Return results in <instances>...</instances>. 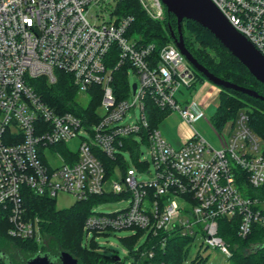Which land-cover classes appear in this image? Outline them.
<instances>
[{
    "label": "built area",
    "instance_id": "1",
    "mask_svg": "<svg viewBox=\"0 0 264 264\" xmlns=\"http://www.w3.org/2000/svg\"><path fill=\"white\" fill-rule=\"evenodd\" d=\"M138 1L150 18L163 19L160 0ZM211 1L264 56V0ZM116 2L0 0V206L8 235L45 244L38 218L25 205L26 191L73 201L114 195L111 201L125 204L102 212L97 209L106 200L95 203L83 221L85 238L141 229L149 242L173 230L200 235L228 257L231 249L219 234V219L226 218L240 238L263 230L261 241L248 245L259 251L264 247L254 248L264 243V140L243 111L217 132L225 135L220 148L199 135L192 126L193 100L180 105L174 96L192 84L191 64L174 42L157 48L127 36L133 17L117 13ZM119 68L127 80L129 69L136 75L134 90L130 82L125 90L114 85ZM59 72L87 97L81 113L50 104L37 87L41 79L54 84ZM92 86L100 88L99 115L88 107ZM148 105L175 110L190 126L180 146L150 126ZM74 140L73 148L68 143ZM125 150L134 169H128ZM142 170L148 179L137 178ZM152 247L136 251L138 262L131 264L151 259ZM262 257L258 264H264Z\"/></svg>",
    "mask_w": 264,
    "mask_h": 264
},
{
    "label": "trees",
    "instance_id": "2",
    "mask_svg": "<svg viewBox=\"0 0 264 264\" xmlns=\"http://www.w3.org/2000/svg\"><path fill=\"white\" fill-rule=\"evenodd\" d=\"M115 10L119 14H128L133 17L126 35H135L134 38H138L140 43L151 42L158 48L161 45L173 42L170 35L171 30L177 36L176 18L172 13L167 12L165 7L164 17L161 20L150 18L137 0H117ZM182 21L187 23V29L191 31L195 42L198 43L197 46H194L190 38L185 35L183 22H181L184 45L199 64L223 80L251 88L264 95L263 84L256 80L213 34L193 20L183 19ZM208 50H211L213 55ZM123 70L119 68L115 72V82L113 83L125 90L128 80ZM204 79L202 74L195 73L194 80L189 88L194 87L197 80L203 81ZM37 87L50 104L58 105L62 110H76L81 113V105L74 98L75 88L71 84L68 74L59 72L56 82L52 85H48L44 79H41ZM99 90V86L90 88L88 102L90 109L97 107L99 103L101 97ZM121 96H124V93ZM148 106L147 114L150 126H157L166 111L151 107V105ZM241 111L247 114L251 129L264 140V102L233 89L223 87L219 89L216 108L210 117L211 124L217 131H220L227 120L234 118ZM114 198H116L114 195L92 196L85 200H76L68 207H57L53 198L33 196L26 191L25 205L27 210L31 215L38 218L41 233L46 241L48 240L42 246H38L29 239L9 236L7 230L10 224L6 212L0 206V244L3 242L13 245L19 250L17 259H13L0 249V264H23L27 258L37 252H49L57 261V256L61 251H66L76 258L78 264H116L118 261L123 264L119 259L116 261L117 256L108 257L101 254L97 250L99 246L93 238L87 245L82 246L81 244L85 233L82 226L83 221L91 212L92 206L97 202ZM219 234L231 249V254L227 257L230 264H258L263 258L264 248L259 251L245 252V248L249 243L261 241L263 230L258 229L256 234L240 238L231 226V220L221 218L219 219ZM141 235H143V230L136 229L132 236L123 238V240L127 241L128 246L131 247L136 237ZM193 238V235L180 234L173 230L161 232L155 237H151L149 242L145 240L136 251L144 248L149 249L153 246L154 255L147 260L149 263L203 264L204 258L197 251L187 263L185 262L187 254L185 244ZM162 239H165L163 246L160 245ZM136 251L134 256L135 259H138Z\"/></svg>",
    "mask_w": 264,
    "mask_h": 264
},
{
    "label": "rangeland",
    "instance_id": "3",
    "mask_svg": "<svg viewBox=\"0 0 264 264\" xmlns=\"http://www.w3.org/2000/svg\"><path fill=\"white\" fill-rule=\"evenodd\" d=\"M138 1V0H137ZM140 4V2L138 1ZM141 6V4H140ZM182 25L184 27V33L187 37L190 38L191 42H193L194 46H197L198 43L195 42L194 37L189 29H187L188 25L185 21H182ZM133 38L136 37L135 35H131ZM210 54L213 55L211 50H208ZM191 69L198 73L197 70L191 65ZM206 80V79H204ZM203 80V81H204ZM137 81L136 75L129 69L128 73V82L133 83ZM197 80L194 83V87L187 88L185 86H181L179 91L175 92V98L177 103L183 105L184 103H190L192 100L194 101V97L201 96V101L197 102L198 107L196 108L197 116L192 122L193 128L196 132L201 135L208 143H210L214 148L218 149L221 147L220 139H225V135L223 132L218 134L215 127L211 124L210 117L214 113L216 108V97H217V89L219 90L221 87L209 82L208 83ZM209 84V85H207ZM215 88V90H211L209 88ZM219 92V91H218ZM74 98L77 103L84 104L87 101V97L81 96L75 91ZM135 112L138 114V109H135ZM101 113V108L98 105L96 107V114L99 115ZM131 116L133 114L131 113ZM157 129L159 130L160 134L164 139H166L173 147L177 148L180 146L181 140L188 137L191 134L190 126L184 122L177 111L171 110L164 115V117L157 123ZM220 137V138H219ZM75 140L68 143L69 146L75 147ZM140 151L144 152L145 158H149L146 153V147L143 144H140ZM125 161L129 164L128 169H134L131 162V154L129 151L122 152ZM147 169L149 170L150 174L154 173V166L151 161L147 164ZM138 179H148V175L144 173V171H139L136 173ZM73 202V198L68 195H58L55 198V204L57 207H68ZM125 204V202H113L111 199L106 200L98 207V211L108 212L112 210L114 207L120 204ZM134 234L133 230L129 229H122V230H115L110 231L108 234L97 235L93 239L94 242L97 244V250L108 257L117 256L123 264H131L135 261L134 253L135 251L144 243L146 234H143L139 237H136L135 242L131 247L128 246V242L124 241L123 238H128ZM91 236L85 238V233L82 238V246L87 245L91 240ZM48 241V240H47ZM45 239V242H47ZM0 249L13 259H17V254L19 250L16 246L8 245L6 243H1ZM185 246L187 247V254L185 262L187 263L188 260L194 256L195 252L197 251L201 257L204 258L203 264H230L226 255L219 249L217 246H210L206 245L203 242L200 235H196L193 239L189 240ZM249 246L245 248V252L249 253ZM127 252V253H126ZM117 261V260H116ZM141 260H139L140 262ZM138 262V261H137ZM151 264H155L150 262ZM118 264H122L118 261Z\"/></svg>",
    "mask_w": 264,
    "mask_h": 264
},
{
    "label": "water",
    "instance_id": "4",
    "mask_svg": "<svg viewBox=\"0 0 264 264\" xmlns=\"http://www.w3.org/2000/svg\"><path fill=\"white\" fill-rule=\"evenodd\" d=\"M167 12L176 18L177 36L173 31L170 35L174 44L189 61V63L209 82L223 88L233 89L243 94L257 98L264 102V95L227 80H223L204 66L199 64L192 54L186 49L181 31L183 19H190L206 28L226 48L248 72L264 86V56L255 46L223 16L211 0H160ZM135 83H132V90ZM264 247V243L254 248L258 250ZM118 257H116V260ZM23 264H78L77 259L66 251H61L55 257L49 252H37L26 259Z\"/></svg>",
    "mask_w": 264,
    "mask_h": 264
},
{
    "label": "crops",
    "instance_id": "5",
    "mask_svg": "<svg viewBox=\"0 0 264 264\" xmlns=\"http://www.w3.org/2000/svg\"><path fill=\"white\" fill-rule=\"evenodd\" d=\"M205 81H206V83H208L207 80H204L203 82H205ZM207 85H209V84H207ZM209 88H210L211 90H215V88H211V86H209ZM218 91H219V90L217 89V94H218ZM200 99H201V96H199V95L196 96V97H194V101H193V103H194V108H195L196 111H197L196 108L198 107L197 102H200V101H201ZM216 102H217V97H216ZM184 139H185V138H184ZM182 141H183V140H181V143H182ZM181 143H180V144H181ZM73 202H74V201H73ZM73 202H72V203H73ZM72 203H71V204H72ZM71 204H70V205H71ZM139 264H151V263L147 262L146 259H143V260H141V261L139 262Z\"/></svg>",
    "mask_w": 264,
    "mask_h": 264
}]
</instances>
